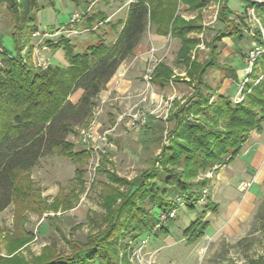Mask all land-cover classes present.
<instances>
[{
  "label": "rangeland",
  "instance_id": "rangeland-1",
  "mask_svg": "<svg viewBox=\"0 0 264 264\" xmlns=\"http://www.w3.org/2000/svg\"><path fill=\"white\" fill-rule=\"evenodd\" d=\"M106 2L107 0H102L98 2V5L106 7ZM92 3L87 7L84 0H38V9L34 11L37 19L35 24L38 23L40 32H54L60 27L68 25L76 13L83 14L88 8H90L89 14L93 13L92 5L94 4ZM114 3V8H116L119 7V4L124 3V0ZM217 4L218 2H212L209 7L204 9L197 22L202 25L203 29L191 35L192 37H201L205 46L211 42L218 28L216 27L218 24L214 22L218 10ZM228 6L239 12L243 10L239 0H229ZM252 9V7L246 8L247 15H243V17L247 16L246 20L245 18V21L240 19V26L244 35L253 34L255 43L252 47L259 46L264 52V47H261L255 38L257 28L261 29L264 37V27L261 18ZM250 11H254V15L250 14ZM22 28L21 22L9 11L5 8L1 10L0 44L8 53L19 54L26 62H32L33 67L39 71H41L37 67L39 59L50 61L54 68L67 66L66 62H69L67 53L72 48V44L67 46L68 50L64 49L65 47L44 50L41 43L38 45L40 39L33 38V32L30 39H27L28 42H19L17 50L12 33L16 32L19 37L24 32ZM101 31H106L105 26H100L95 30L96 33H101ZM75 37L69 40H74ZM100 37L102 38V36ZM79 39L81 42L83 36ZM37 46L38 54H36ZM179 47L180 42L176 40L170 42L165 48L163 59L164 62L181 72L184 71V67L176 64ZM207 51L206 49L200 50L201 60L206 58ZM50 52L53 56L49 59ZM256 62L249 80L246 81L242 59L233 61L234 78L241 72L239 80L234 83V89L231 91L235 94L239 89L236 96H233L228 91L229 89L224 95V88L222 89V83L220 84L224 72L212 69L213 72L205 77L207 83L211 85L209 89L204 88L203 90L205 99L209 100L210 104L219 103L223 98L230 100L233 104L243 102L252 89L264 79V69L258 66L256 68ZM226 73L229 74V72ZM236 79L238 78L236 77ZM250 85L252 87H249ZM79 93L73 95L72 99H76ZM190 93L192 90L184 84L177 87L169 86L159 94L162 97V103L160 101L157 107L158 120L162 119L163 122L159 123L157 130L164 129L162 134L157 132L159 137L162 135V138H159L160 142L157 140L158 135L155 138L152 137L153 133H150L147 127L141 130L134 129L130 126L128 118H121L129 112L128 109L143 108V105L135 106L140 99L138 98L140 92L135 94V97L130 101L116 99V92L110 95L109 101L103 103L100 99L97 100L92 115V122L98 123L96 133L90 129L91 122L89 125L78 126L75 132L68 137L69 143L73 145V152L87 149L90 151L89 158L84 159L81 164H76L58 150L40 158L36 165L26 173L25 179L22 178L23 182L30 184L34 191L35 204H33V208L36 207L35 211H26L23 206L24 202L22 204V201L15 200L0 213V264L11 259L13 263L10 264H37L36 259L41 257L47 249L55 250L57 255L71 256L79 249L77 248L78 244H87L91 239H97L98 236L106 233L110 228V223H107L106 220L110 219L111 209L122 204L124 196L120 195L129 193L130 184L146 171L152 170L153 172L149 178L145 177L147 178L146 183L149 185L156 182V177H161L160 173L163 169L159 163L156 164L157 169L149 168L156 157L154 155L160 153L161 145L162 147L167 146L174 139L170 136L174 129V123H164L163 120L172 102L169 99L188 97ZM153 107V105L147 107L148 111ZM206 113L205 116L198 115L191 119L194 122L200 120L199 123L203 122V119L213 121V114L208 110ZM119 119L122 120L119 121ZM220 125L223 127V120ZM83 131L92 135V138L87 142L83 140ZM106 131H108V142L103 146V142L97 139V135L101 136ZM149 134L151 138H148ZM249 138L250 135L248 140ZM149 140L151 141L149 142ZM247 145L248 142L243 145V148L246 149ZM261 145L264 146V144ZM254 161L251 156L244 157L240 152L230 164L217 165L207 171L200 170L187 180L188 185L194 186L192 188L195 195L201 198L193 209L189 208L182 196H179L180 199L176 200V204L170 207L172 208L170 212L175 214L174 217L169 218L167 211L166 213L161 212L157 216L159 220L157 218L154 221L149 220L150 228L146 229V232H142V235L139 234L141 232L134 230L133 224L135 225L136 222L132 224L124 222V225L120 227V235L116 241L113 240L112 243L111 239L112 244L109 243L101 247L103 251L113 257L112 262L106 259L102 264H226L230 262L248 264L250 261L259 259L264 264V169H255L253 166L250 169H240L238 166L241 162L251 164ZM231 169L238 171L237 175H241L243 178L235 188L237 209H232L230 213L232 218L235 215L237 217L234 221L217 222L223 226L219 229L217 223L214 226V221L218 216L215 215V204L212 199L217 200L220 197L214 195V192L218 190L215 188L221 181L220 176L225 174L230 181L237 180L233 178V174H230ZM175 170L183 171L181 167ZM243 172L245 173L242 174ZM246 173L250 176L248 180L244 179L248 177ZM244 183H251V186L244 190L242 188ZM161 185L160 187L163 188V184ZM199 186L203 188H199ZM162 193H164L163 190ZM249 196L251 197L250 201L248 200ZM166 199L172 200L169 197ZM219 201H221L220 213L226 212L228 207L226 201L229 200L219 199ZM146 204L152 206L150 202H146ZM149 208L147 209L149 210ZM158 212L159 209H155V213ZM151 213L153 214V211ZM206 222H211L207 225V234L205 236L203 233V236L199 237L202 235ZM214 231L216 235L213 237ZM22 232L30 234L27 241L22 237ZM16 236L19 241L26 243L20 249L10 250V245L14 243ZM87 239H89L88 242ZM7 263L5 262V264ZM92 264L97 263L93 262Z\"/></svg>",
  "mask_w": 264,
  "mask_h": 264
},
{
  "label": "trees",
  "instance_id": "trees-1",
  "mask_svg": "<svg viewBox=\"0 0 264 264\" xmlns=\"http://www.w3.org/2000/svg\"><path fill=\"white\" fill-rule=\"evenodd\" d=\"M228 1L134 0L129 6L125 23H121L123 28L120 32L117 31V39L113 43L107 44L101 39L88 46L83 53H75L73 45V49L67 47L71 44L69 39L48 40L49 48L69 49V66L66 68H54L50 65L47 71H39L33 67L32 62H26L19 54L13 55L6 51L5 66L0 68V213L15 200L22 201V204L24 202L26 211H35L34 191L23 179L40 158L57 150L76 164L89 158L90 151L87 149L73 152V145L69 143L68 137L78 126L91 124L99 95L122 63L132 56L150 24L157 25L160 34L171 33L174 38L181 40L179 59L189 68L187 75L190 78L189 82H184L194 86L195 90L193 97L185 104L176 102V110L168 118L170 123H174L170 135L174 139L167 146L161 145L160 153L154 155L156 157L149 168L157 169L156 164L159 163L163 169L161 177H156V182L149 185L146 180L153 172L146 171L130 184L129 193L120 195L124 196L122 204L111 209L110 219L106 220L110 223V228L106 233L97 239H91L87 244H78L79 249L71 256L57 255L55 250L47 249L36 259L37 264H102L106 259L112 262L113 257L101 247L111 243V239L112 243L113 240L116 241L124 222H136L133 224L134 230L142 235V232L150 228L149 220H159L157 216L163 211L169 213L172 210L170 207L180 199L179 196L193 209L201 198L195 195L192 188L194 186L188 185L187 180L200 170L207 171L217 165L230 164L248 142L250 133L261 130L264 123V79L239 104H233L224 98L219 103L210 104L203 96L204 88H210L205 83V76L217 65L221 41L224 38H243L241 24L229 19L231 12ZM241 1L245 3V8L252 7L255 10L264 27V1ZM212 2L220 5L217 19L220 26L207 44L210 49L209 58L201 63L191 59L192 52L201 39L191 35L203 29L197 22L204 9ZM84 3L89 7L92 2L84 0ZM3 8L19 20L23 27L24 32L19 37L16 32L12 33L18 50L20 41L28 42L32 33L39 31L34 14L38 9V0H0V12ZM183 11L196 12L197 15L194 19L186 20L181 15ZM244 14L247 15V11ZM246 17L242 19L246 20ZM85 20L86 27L93 31L95 25L104 22L106 17L88 14L83 21ZM255 38L264 47L261 29H256ZM257 66L264 69V52L259 56L256 68ZM173 76L170 67L160 64L153 72L152 81L164 85L171 80H180ZM77 92L80 93L73 100L72 96ZM207 110L213 114V121L203 119L202 124L199 123L200 120L192 121V117L207 115ZM222 120L223 127L220 125ZM163 131L164 129H153V137ZM159 138L162 135H158V142L161 140ZM179 167L183 171L175 170ZM161 184L163 188L160 187ZM167 197L172 200L168 201ZM146 202H150L152 206H147ZM155 209H159L160 213H155ZM149 216L151 217L146 220ZM207 225L206 222L199 237L203 236ZM22 237L27 241L30 234L22 232ZM25 243L16 236L10 250L20 249ZM5 262L10 264L13 260L2 264ZM248 264L263 262L259 259Z\"/></svg>",
  "mask_w": 264,
  "mask_h": 264
},
{
  "label": "crops",
  "instance_id": "crops-1",
  "mask_svg": "<svg viewBox=\"0 0 264 264\" xmlns=\"http://www.w3.org/2000/svg\"><path fill=\"white\" fill-rule=\"evenodd\" d=\"M89 1L90 2L94 1L92 4L94 5L96 4L95 6L92 5L94 12L91 14H100L106 17V20L104 22L97 23L95 27L93 28V31L89 30L86 27V21L83 22V24L81 25V29H82L81 35H78V37H75L74 40H71L70 42L74 47L75 53H83L85 49L88 48V46L96 44L101 39L104 40L107 44L113 43L117 39V31L120 32L123 28V26H121V23H125L128 17V13H129V6L134 0H124V3L119 4V7H116V8H114L115 6L114 2L118 0H110V1L107 0V2L105 3L106 7H102L101 4L98 5V2L102 0H89ZM221 1H224V0H221ZM239 3L241 7L243 8V10L239 12L235 8L232 9L231 7H229L230 12H231V14H229V19L241 24L240 19L243 18L246 8L244 6V3L241 0H239ZM217 6H218V10L216 12V17L214 18V22L218 24L217 19H218V12H219L220 5L217 4ZM181 15L186 20H190V19H194L197 13L183 11ZM100 26H105L106 31H101V33H96L95 30H97ZM219 26L220 25L218 24L216 27L219 28ZM81 36H83V40L80 42L81 39L79 38ZM100 36H102V38ZM94 37H95V40H94ZM197 38L202 39L201 37H198V36ZM173 40L180 42V47L177 50V54H176V64L177 66L184 67V71H181V72L178 69H176L174 66L169 65L168 63L164 62V59H163L165 57L163 55L165 48ZM254 43L255 41L253 39L252 33H250V36L243 34L242 39H238L237 37H232V38H224L221 41L219 45L220 48H219V56L217 59V65L213 67L212 69H215V71L218 69V71L221 70L220 72H224L223 78H221V81H220V84L222 83L221 88L222 89L224 88V95L228 89H229L228 91L230 92L232 91V89H234L233 85L235 82H237V80H239V77H240L239 75L241 74L240 72V74L239 75L237 74V76H235L234 78L233 74H234L235 68L232 66L233 61L235 59H240V60L242 59L243 64L245 66L244 58L246 54L248 53V51L253 49L252 46ZM205 47L207 46H205L201 40L200 44L192 52L191 59L201 62V63L205 62L209 58V52H210V49L208 47H207L208 49ZM181 48H182V42L180 39L174 38L171 33L168 35L160 34L158 32L157 25L150 24L147 32L143 36L140 44L138 45V47L136 48L132 56L122 63L116 75L106 85L105 89L101 92L97 100L100 99L103 103L106 101H109L108 98H110V95H112L113 92H116V96H117L116 99H120L122 101L123 100L130 101L131 99L135 97L134 96L135 94L140 92V94L138 95V98L140 99H138L139 100L138 104H135V106L143 105V107L146 109H148L147 107L149 106H152V105L154 106L151 110H149L148 117H147V130L150 133H153V129H157L159 123L163 122L162 119L158 120L159 115H158L157 107L160 101L162 100V97L159 94L169 86L177 87L179 85L181 86V85L186 84V82L184 81H188V82L190 81V78L187 75L189 68L184 64L182 60L179 59V52ZM203 49L208 50L207 51L208 53L206 55V58L204 60H201L199 52L200 50H203ZM52 56L53 54L50 52L49 59ZM66 64H67L66 67H68L69 62L67 61ZM160 64H165L166 66L170 67L174 73L173 78L177 77L180 80L178 81L171 80L168 84H164V85L154 83L152 81V75H153L154 70ZM66 67L63 66L61 68H66ZM212 69H210L208 73L206 74L207 77L210 74V72H213ZM226 72H229V74L227 75ZM236 77L238 79H236ZM178 83H182V84H178ZM205 83L208 86H211L209 83H207L206 78H205ZM189 87L192 90V93H190L188 97H184V98L173 97L172 99H169L172 102L167 110L166 117L163 118L164 123H167V122L170 123L168 121V118L170 116V113L173 110H176V107H175L176 102H179L180 105H183L193 97L195 93V90L193 89L194 86H189ZM237 91L235 94L231 92L232 95L236 96ZM128 111H130V109H128ZM93 122L91 124L92 127L90 129L96 133L98 123L96 122L93 123ZM153 136L154 135H152V137ZM148 138H151L150 134ZM263 138H264V125L261 126L260 131L254 130L251 132L250 138L248 140V145L246 149L243 148L241 152L244 157L251 156L252 161L254 160L255 161L253 163L251 162V164L243 163V162L239 163L238 166L240 169H250L251 166L255 167V169H264V146L261 145V144H264ZM237 172L238 171H232V169L230 170V174H233V178H235V180L237 179L236 181L234 180L230 181L228 177L225 176V174L223 176H220L221 181L218 183L217 187L215 188L218 190L214 192L215 196L217 195L218 197L219 196L220 197L217 200L212 199V201L215 204L214 205L215 215L218 216V218L215 219L216 221H214V226H215V223L219 221L221 222L224 221L226 223L228 221L230 222V220L234 221L237 217L235 215V217L232 218L230 214L232 209H237V205L235 203L237 192L235 191L236 190L235 188L237 186V183L243 180L241 175H237ZM244 173L245 172H243L242 174ZM239 176L241 177L240 180H239ZM249 177L250 176L248 175V177L244 179L248 180ZM214 195H213V198H214ZM250 196L248 197L249 201L251 200ZM219 199H222L224 201L229 200V201H226L228 205L226 212L220 213L219 209H221V205H220L221 201H219ZM209 224H211V222L208 223V225ZM216 225L219 229L223 228V226H221L220 223H217ZM207 230H208V227L205 229V232H204L205 236L207 234ZM215 231H217V228H215ZM214 232L212 234L213 237L216 235V232L215 233Z\"/></svg>",
  "mask_w": 264,
  "mask_h": 264
},
{
  "label": "built area",
  "instance_id": "built-area-1",
  "mask_svg": "<svg viewBox=\"0 0 264 264\" xmlns=\"http://www.w3.org/2000/svg\"><path fill=\"white\" fill-rule=\"evenodd\" d=\"M253 10V9H252ZM254 11H250V14L254 15ZM90 13V8L87 9V11L83 14H74L72 16L71 22L66 25L62 26L59 29H57L54 32H40L35 31L33 33V38H39L40 41H38V45L41 43L43 45L44 50H48L49 46H47L48 40H59L61 38L70 39L77 35H80L82 33V29L80 28V25L83 23V20L85 16H87ZM38 46L36 47V54L39 53ZM262 49L259 46L253 47V49L249 50L248 53L245 56V69H244V79L249 80L248 78L251 76L253 72V67L255 62L257 61V57L262 53ZM7 56L6 49L0 44V68H3L5 66V58ZM51 63L50 61H42L39 59L37 61V67L41 71H47L50 67ZM148 109L146 108H133L126 114H124L123 118H128L129 124L134 129H144L147 127V117H148ZM122 119H119L121 121ZM83 140L84 142H87L89 139L92 138L91 133L83 131ZM97 139L101 142H103V146L108 142V132H105L103 135L99 136L97 135ZM251 186V183H244L242 188L245 190ZM174 213L170 212L167 214V216L174 217Z\"/></svg>",
  "mask_w": 264,
  "mask_h": 264
}]
</instances>
